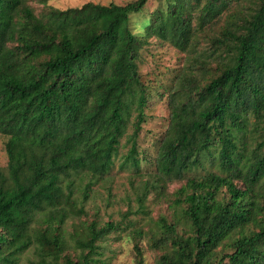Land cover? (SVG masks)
Instances as JSON below:
<instances>
[{"label": "trees", "instance_id": "1", "mask_svg": "<svg viewBox=\"0 0 264 264\" xmlns=\"http://www.w3.org/2000/svg\"><path fill=\"white\" fill-rule=\"evenodd\" d=\"M47 1L37 12L29 0H0V264L98 263L117 224L68 222L85 214L122 139L121 168L136 175L146 159L138 138L152 91L138 60L152 36L184 63L138 207L205 161L214 169L187 177L170 217L156 221L157 264H264V0H163L142 34L129 18L148 0Z\"/></svg>", "mask_w": 264, "mask_h": 264}, {"label": "rangeland", "instance_id": "2", "mask_svg": "<svg viewBox=\"0 0 264 264\" xmlns=\"http://www.w3.org/2000/svg\"><path fill=\"white\" fill-rule=\"evenodd\" d=\"M88 1L100 4L110 2L125 4L132 0H48L47 4L64 9L80 6ZM29 3L37 12L43 7L39 0H29ZM161 7H164L163 0H148L140 12L130 15L131 30L135 34H142L150 15ZM207 30L210 31L209 27ZM200 45L203 46L204 43L201 42ZM183 63L182 52L155 36L149 38L140 51L138 69L142 80L151 86L152 91L146 109L147 119L138 138L139 150L142 152L139 158L146 157V159H141V169L136 175L134 169L130 167L121 168L119 163L123 159L127 146L122 139L119 154L115 158L110 174L104 181L93 187L90 196L83 202L85 214L74 217L68 222L69 224L72 221L82 223L96 219L101 223L100 225L106 221L117 224L118 228L98 243L100 254L97 255L99 261L96 264H135L133 246L136 242L143 249V264H157L161 252L149 247V236L156 229V221L163 215L170 217L172 213L170 200L174 198V192L185 183L187 177L214 170L213 165L207 160L203 167L189 170L182 179L167 183L161 191L148 194L143 208L138 207L137 194L141 191L144 180L151 178L154 168L151 160L155 156L156 145L168 124L167 91ZM5 140L6 136L0 134V167H5L7 163ZM76 195L79 197V193ZM139 231L142 232L139 233ZM24 256L23 262L33 258L31 250Z\"/></svg>", "mask_w": 264, "mask_h": 264}]
</instances>
